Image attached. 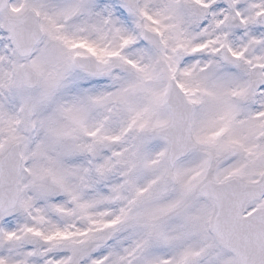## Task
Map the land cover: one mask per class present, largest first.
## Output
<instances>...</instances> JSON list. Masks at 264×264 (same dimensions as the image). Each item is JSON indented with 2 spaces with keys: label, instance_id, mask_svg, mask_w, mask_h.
<instances>
[{
  "label": "snow or ice",
  "instance_id": "snow-or-ice-1",
  "mask_svg": "<svg viewBox=\"0 0 264 264\" xmlns=\"http://www.w3.org/2000/svg\"><path fill=\"white\" fill-rule=\"evenodd\" d=\"M0 264H264V0H0Z\"/></svg>",
  "mask_w": 264,
  "mask_h": 264
}]
</instances>
